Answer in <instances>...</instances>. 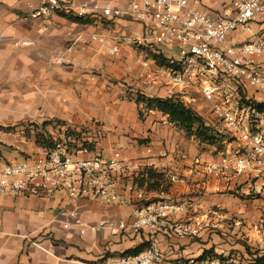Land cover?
Masks as SVG:
<instances>
[{
	"label": "crops",
	"instance_id": "1",
	"mask_svg": "<svg viewBox=\"0 0 264 264\" xmlns=\"http://www.w3.org/2000/svg\"><path fill=\"white\" fill-rule=\"evenodd\" d=\"M61 1L104 5L108 0ZM39 6L40 0H0V37L4 39L0 47V158L16 161L42 152L44 147L37 144L35 128L44 123L71 127L93 121L102 123L106 136L94 144L97 153L108 157L121 149L134 162L143 165L145 173L152 169L163 174L161 185L167 182L170 174L178 176L181 181L171 184L169 192L172 197H182L178 200L190 201L188 212L178 216L209 218L220 228L211 232L231 241L232 238L226 237L234 227L229 221L237 205L234 190L241 184H244L241 190L245 193L250 188L261 190L264 172L233 177L208 174L206 167L219 164L224 152L188 138L167 116L147 111L143 104L138 105L135 95L131 100L120 95L122 90L113 84L115 78L124 77V81L130 82L133 78L144 77L150 81V75L154 74L159 76L152 79L158 80L155 89L152 88L159 93L156 97H172V92L163 88L168 85L163 73L155 66H143V61L149 58L140 49L124 42L122 61L109 55L108 46L116 44V38L139 36L142 33L139 25L127 21L98 23L95 19H91L90 24H80L56 14L46 19L20 20ZM94 33L107 36L108 46L93 41L91 35ZM78 37L82 40L73 47L72 42ZM18 40L30 41L31 45L15 47ZM129 65H133V70H128ZM197 100L198 97H188L183 103L197 111L208 125L211 121L218 122L211 115L212 111L203 114L195 109L200 106ZM46 129L51 131V127ZM225 134L233 138L229 129ZM149 148L154 155L147 152ZM160 151L166 152L167 157L157 158ZM144 176L147 175L142 178ZM142 178L139 180L141 188L150 198L156 197L158 190L150 187L160 188V183ZM59 207L77 210L83 222L93 226L101 222L132 220V210L122 206L106 207L94 201L73 205L60 199L38 200L0 194V264H87L108 256L109 250L117 255L142 243H151L152 237L147 230L125 234L133 238L126 246L119 244L125 236H113L109 229L88 233L85 237H80L76 228L62 233L60 218L54 216ZM214 208L227 209L230 215L210 211ZM238 218L253 221L249 214ZM238 224L236 222L232 233L238 231ZM43 229L54 231L56 238L70 242L34 243L31 236ZM157 241L171 259L198 258L209 250L207 246L196 248V243L189 239L174 242L160 236ZM227 247V243L220 247L222 254Z\"/></svg>",
	"mask_w": 264,
	"mask_h": 264
},
{
	"label": "built area",
	"instance_id": "2",
	"mask_svg": "<svg viewBox=\"0 0 264 264\" xmlns=\"http://www.w3.org/2000/svg\"><path fill=\"white\" fill-rule=\"evenodd\" d=\"M55 14L139 25V36L116 38L117 43L110 46L107 36L91 35L93 41L108 46L113 57L120 55L124 42L147 56L150 50L163 55L160 46L176 48L179 60L170 59L171 67H159L149 56L143 66L157 67L168 86L177 89L175 96L182 102L201 97L215 119L239 139L237 150L224 155L219 164L207 166V173L233 177L264 172V114L255 108L264 104V0H108L104 5L40 0V6L20 20L46 19ZM81 40L78 37L72 46ZM3 41L0 37V47ZM30 45L25 40L14 43L15 47ZM128 70H133V65ZM48 134L52 148L16 161L0 158L1 195L127 207L132 210L131 221L93 226L85 224L77 210L60 207L58 222L65 231L76 228L80 237L102 229L121 238L147 230L152 237L150 247L142 253L109 254L87 264H240L231 253L169 258L158 237L195 241L209 230H219V226L209 218L179 217L188 212L190 201L186 198H169L165 190L150 198L139 185L145 167L123 150L116 149L108 157L101 155L94 149L97 139H87L82 131L67 125L54 123ZM76 134L81 140L76 141ZM147 152L154 155L151 148ZM156 157L165 158L167 153L160 151ZM260 191L264 197V185Z\"/></svg>",
	"mask_w": 264,
	"mask_h": 264
},
{
	"label": "rangeland",
	"instance_id": "3",
	"mask_svg": "<svg viewBox=\"0 0 264 264\" xmlns=\"http://www.w3.org/2000/svg\"><path fill=\"white\" fill-rule=\"evenodd\" d=\"M73 43V42H72ZM69 44V43H68ZM71 44V41H70ZM78 46V45H77ZM159 49L162 51L163 55L169 59H176L179 60V52L176 48H170L167 46H160ZM124 51H122L121 49V53L119 56H111L114 59H119L120 61H122L124 59ZM127 69V68H126ZM128 72V71H127ZM146 76V75H145ZM108 77V76H107ZM150 77L152 79H158L159 76H154V74ZM129 78V76H128ZM117 80H113V84L115 86L118 87V89L122 90V94H120L122 97L127 98L128 100H131V98L135 95H139L140 93H143L145 95H148L149 97L151 96H159V93H157L155 89V85H157L158 80H156V82L152 81V79L150 81H148L146 78H142L145 80V82H143V80L141 78H139L138 80H135V78H133L130 82L124 81L126 80L124 77H121L120 79L115 78ZM147 81V82H146ZM150 82V83H149ZM154 87V89H152ZM165 90L171 91V95L175 96L178 94L177 89H174L172 86H164L163 87ZM150 89V90H149ZM120 97V96H119ZM121 98V97H120ZM198 107H195V109H198L199 111H201L200 113H208L209 111L211 112V107H209V105L201 98L198 97ZM144 114L142 112V115L144 117ZM207 115V114H206ZM211 115L213 116L212 112ZM214 117V116H213ZM211 126H213L216 131H218L219 133L226 135L225 133L228 132V129L226 127H224L223 124L219 123V122H215V121H211L209 122ZM60 125V124H58ZM73 127H77L80 128L82 130V132L86 135V137H90L92 139H99V141H101L100 137H102V139H104V135H105V131L103 130L102 127H104V125H102V123L93 121L92 124H77L76 126L72 125ZM100 128V129H99ZM60 131V130H59ZM106 136V135H105ZM197 142H199L198 140H196ZM231 143H230V142ZM236 142V143H235ZM200 143V142H199ZM202 144V143H200ZM207 145V144H204ZM239 145V141L237 139L233 140L231 138H228V140H225L223 142L222 145L220 146H224V149H222L221 152H224L225 155H230L235 151V148L238 147ZM209 146V145H207ZM216 149H218V147L214 146ZM256 180H258V178H256ZM181 178H179L178 176L174 175V174H170L169 177L167 178V182L165 181L160 188H152L153 190H165L166 194L168 195L169 198L172 199H176L178 200V198H182V197H172L169 190H170V186L173 183H177L180 182ZM244 184H241V187L234 190V194L235 197L237 198L235 200V202L237 203V205L235 206V211H233V215H230L229 212L226 210H221V209H211L210 211L218 213V214H226V215H230L231 219L229 220L234 227L230 228V234L229 237L226 238H232L231 241H225L224 240V236H220L217 233H213L211 231L213 230H209V232L206 233V235L208 236H202L200 239H197L195 241H192L193 243H196V248L198 247H204L207 246L209 248V250H215L216 253L218 254H222V248L223 246L229 245V247L223 249L224 250V256L225 254H229L231 253L232 255H234V257L239 261L240 264H264V204L262 201H264V197H263V193L262 191H260V189H251L248 190L247 193L242 192V187ZM157 192V193H158ZM186 197V196H183ZM250 201V202H249ZM61 208H57L56 209V213H55V219L59 218V210ZM227 212V213H225ZM246 214H249V217L251 219H253V221H248L245 222L246 220H244L243 218H238L239 217H243ZM182 215V214H180ZM240 219V220H239ZM236 222L239 223L238 227V231L236 233H232L234 231V228H236ZM61 225V224H60ZM63 229V228H62ZM64 230V229H63ZM61 231L62 233H65L64 231ZM216 232V231H214ZM32 241L34 243H38L40 244L42 241H46V240H50L52 243H65L66 242H70L69 240H60L61 238H56L55 232L54 231H48V230H40L38 231L36 234H33V236H31ZM133 241L132 237L129 236H125V239H123L122 241H120L119 244L121 245H129L131 242ZM174 242H178L173 240ZM245 245V246H244ZM222 246V248H220ZM231 247H235V248H231ZM195 248V249H196ZM109 253L112 254L114 253L113 251L109 250ZM195 254H198V252H196ZM232 255H228V256H232ZM223 256V255H222ZM262 259V261L260 262V260Z\"/></svg>",
	"mask_w": 264,
	"mask_h": 264
},
{
	"label": "trees",
	"instance_id": "4",
	"mask_svg": "<svg viewBox=\"0 0 264 264\" xmlns=\"http://www.w3.org/2000/svg\"><path fill=\"white\" fill-rule=\"evenodd\" d=\"M63 16L75 23L90 24L92 22L91 19L77 18L66 15ZM148 56L149 58L154 59L159 67L172 66L171 60L162 54L159 55L150 50L148 51ZM134 100L137 102L138 105L143 104L147 111H157L162 113L164 116H167L170 123L174 124L181 131H183L188 138H195L202 144H207L209 146H216L218 147L217 149L218 151H222V149H224V146L222 147L220 145H222L225 140H228V138H230L228 135H223L218 131H216V129L213 126L208 125L204 120V118L197 111H195L192 107H189L186 104H184L176 96L166 97V98H161V97L151 98L139 94L135 97ZM255 108L257 109L258 112L264 114V104H256ZM140 115L141 117H143L142 111L140 112ZM52 125L54 124L51 122H47L41 125L40 127L35 128V133H36L35 136H36L37 144H39L44 148H52L53 146L52 141L49 139L50 136L48 134V131L46 129L47 127H52ZM76 135H77L75 136L76 141L81 140V136L78 134ZM231 139L235 140L237 139V137H233ZM236 150L237 147L235 148V151ZM145 175L147 176H144L142 179L148 181L154 180L157 183L160 182L162 183V180L164 179L163 174H157L156 172L152 171V169L149 170L147 169ZM149 247H150V243L145 242L138 245L134 249H130L123 252L122 254L136 255L144 252ZM214 253L215 251L211 249L205 251V253L201 257L204 258L207 255H214ZM261 261L262 259L260 260V262Z\"/></svg>",
	"mask_w": 264,
	"mask_h": 264
}]
</instances>
